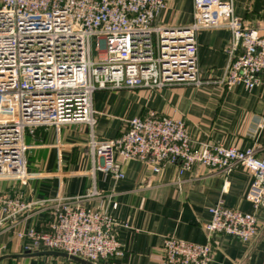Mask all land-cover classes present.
Returning a JSON list of instances; mask_svg holds the SVG:
<instances>
[{
	"label": "built area",
	"instance_id": "built-area-1",
	"mask_svg": "<svg viewBox=\"0 0 264 264\" xmlns=\"http://www.w3.org/2000/svg\"><path fill=\"white\" fill-rule=\"evenodd\" d=\"M165 8L166 0H0V179L28 178L27 132L81 123L91 129L86 144L96 171L122 178L116 156L142 160L154 172L171 163L179 177L194 165L223 173L245 166L252 177L245 199L254 208L264 207V151L198 141L187 134L183 118L153 110L128 119L111 139L97 140L92 132L97 90L203 84L196 47L202 29L226 28L231 34L228 63L215 82L247 89L264 83V32L238 19L232 0H192V19L183 26L156 23ZM78 201L79 196H56L25 202L20 194L2 195L0 226L7 223L24 253L60 251L89 263L121 255V224ZM34 206L50 215L44 230L19 227L20 215ZM208 211L206 241L168 235L160 264H210L214 235L249 242L258 233L254 213L222 199Z\"/></svg>",
	"mask_w": 264,
	"mask_h": 264
},
{
	"label": "crops",
	"instance_id": "crops-1",
	"mask_svg": "<svg viewBox=\"0 0 264 264\" xmlns=\"http://www.w3.org/2000/svg\"><path fill=\"white\" fill-rule=\"evenodd\" d=\"M234 15L244 24L264 32V0H232ZM192 19V0H166L156 23L183 26ZM231 39L226 28L202 29L196 35L197 65L201 85H173L159 90L100 89L92 95L97 140L116 137L132 117L153 110L181 117L187 134L239 149L264 151V83L251 89L225 87L220 79L228 63ZM90 128L81 123L42 126L27 132L24 182L0 179V196L20 194L33 202L56 196L78 197L86 207L105 211L121 225L117 229L122 254L84 264H160L164 238L174 235L195 243L206 241L204 223L209 207L218 199L232 208L254 213L258 238L249 242L224 234L213 237L210 264H264V207L245 199L251 172L238 166L228 173L194 165L180 177L177 166L163 163L158 172L139 159L122 162V178L96 171L87 146ZM181 179V182L177 180ZM115 204V206H113ZM19 227L44 230L50 221L46 209L34 206L20 215ZM0 226V264H81L60 251L24 253L14 231ZM257 233V234H258ZM255 238V237H254ZM5 247V248H3Z\"/></svg>",
	"mask_w": 264,
	"mask_h": 264
},
{
	"label": "water",
	"instance_id": "water-1",
	"mask_svg": "<svg viewBox=\"0 0 264 264\" xmlns=\"http://www.w3.org/2000/svg\"><path fill=\"white\" fill-rule=\"evenodd\" d=\"M258 235H259V233L255 236V238H254V240L256 241V239L258 238ZM36 252V251H35ZM33 253V252H32ZM63 253V252H62ZM65 254V253H64ZM65 255H67V254H65ZM68 256V255H67ZM69 258H71V259H73V260H76V261H78V262H80L81 264H84V263H86L85 261H83L82 259H79L78 257H76V256H68Z\"/></svg>",
	"mask_w": 264,
	"mask_h": 264
},
{
	"label": "rangeland",
	"instance_id": "rangeland-1",
	"mask_svg": "<svg viewBox=\"0 0 264 264\" xmlns=\"http://www.w3.org/2000/svg\"><path fill=\"white\" fill-rule=\"evenodd\" d=\"M35 129H36V128H35ZM35 129L33 130V132L35 131ZM33 132H32V133H33ZM29 133H30V132H29Z\"/></svg>",
	"mask_w": 264,
	"mask_h": 264
}]
</instances>
